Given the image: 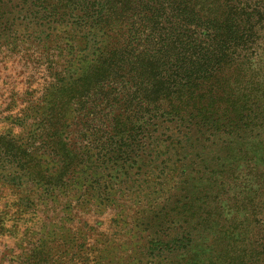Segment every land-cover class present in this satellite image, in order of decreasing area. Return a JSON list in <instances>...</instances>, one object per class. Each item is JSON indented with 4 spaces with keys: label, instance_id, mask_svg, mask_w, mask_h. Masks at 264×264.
Returning a JSON list of instances; mask_svg holds the SVG:
<instances>
[{
    "label": "trees",
    "instance_id": "obj_1",
    "mask_svg": "<svg viewBox=\"0 0 264 264\" xmlns=\"http://www.w3.org/2000/svg\"><path fill=\"white\" fill-rule=\"evenodd\" d=\"M18 1L0 0V11L12 8L26 29L70 26L79 55L44 110L24 113L35 119L27 143L0 135V157L49 191L82 168L105 180L166 144L172 189L192 175L216 205L231 202L246 264H264V0ZM160 206L135 221L150 224Z\"/></svg>",
    "mask_w": 264,
    "mask_h": 264
},
{
    "label": "rangeland",
    "instance_id": "obj_2",
    "mask_svg": "<svg viewBox=\"0 0 264 264\" xmlns=\"http://www.w3.org/2000/svg\"><path fill=\"white\" fill-rule=\"evenodd\" d=\"M2 15L8 21L0 26V135L27 143L35 119L24 113L44 110L55 77L66 82L71 75L77 36L70 26L14 24L10 7ZM165 147L157 157L107 171L105 180L103 170L93 176L82 168L74 182L49 191L0 157V264H246L245 242L233 235V204L216 205L215 190L192 175L172 189L168 167L161 169L171 162ZM92 182L112 187L110 195L91 191ZM156 203L162 215L150 224L135 221Z\"/></svg>",
    "mask_w": 264,
    "mask_h": 264
}]
</instances>
